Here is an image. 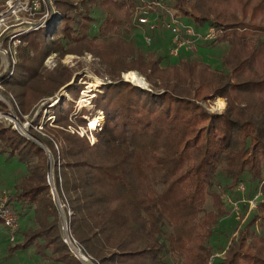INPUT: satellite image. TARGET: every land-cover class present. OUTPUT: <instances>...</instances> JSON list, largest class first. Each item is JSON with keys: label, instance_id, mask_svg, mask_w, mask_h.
I'll list each match as a JSON object with an SVG mask.
<instances>
[{"label": "trees", "instance_id": "16d2710c", "mask_svg": "<svg viewBox=\"0 0 264 264\" xmlns=\"http://www.w3.org/2000/svg\"><path fill=\"white\" fill-rule=\"evenodd\" d=\"M164 1L177 15L220 31L214 45L229 44L222 69L190 58L162 66L156 51L125 41L121 32L132 24L136 0H55L61 15L46 34L22 35L16 72L2 81V94L12 90L25 113L44 104L31 137L0 122V156L24 167L9 204L33 213L7 255L32 247L43 264H85L63 240L48 153L62 211L71 212L69 233L93 258L86 264H208L210 241L229 214L216 187L231 192L247 173L264 191V0ZM95 8L101 18L92 17ZM85 51L106 65L110 80L92 93L91 109L75 105L85 74L68 84L66 66H43L53 53L60 59ZM129 71L148 89L124 80ZM62 90L70 99L58 98ZM216 97L226 101L221 112L200 103ZM0 111L9 113L7 103L0 101ZM99 112L101 129L90 143L78 127ZM254 225L263 230L264 199L218 264H264V234Z\"/></svg>", "mask_w": 264, "mask_h": 264}, {"label": "rangeland", "instance_id": "374dc122", "mask_svg": "<svg viewBox=\"0 0 264 264\" xmlns=\"http://www.w3.org/2000/svg\"><path fill=\"white\" fill-rule=\"evenodd\" d=\"M135 6H136V12H140L143 10V8H139V10L137 9V7L141 6L138 3V0H136ZM170 8L172 9L171 6ZM1 9L2 7L0 6V10ZM135 13L133 15V21L131 22L132 24L129 25L128 27V32H126L125 29L122 30L121 32L122 37L124 38L125 41L133 42L135 46L139 47L142 51L146 53L156 51L158 55H161L163 57L162 66H166L170 62H174V61L177 62V60L179 62L180 60L184 58H188V59L190 58V59H196L206 64H209L215 70L222 69L223 67L222 57L223 55L227 53L229 49L228 42H222L216 45H206L204 43H200V45H198L195 50L182 49L178 57H169L167 55V49L170 43L169 32L164 27H160L154 32H149L147 28L137 24V20L135 19ZM153 13L154 11L151 12L150 17L153 16ZM163 16L165 17L166 14L163 13ZM92 17L101 18L102 13L97 8H95L92 11ZM182 21L185 23L192 24L193 26L196 27V29L199 32L204 31L207 27V25H203V26L196 25L188 17H182ZM46 32H47V29L41 28L36 31V34L42 36L46 34ZM148 35L152 37V41L150 44L146 43V36ZM58 62H60L63 66H66L71 72V75H70L71 80L68 84H72L74 80L76 79L77 75L82 76V74H85L86 78H85V81L83 82L85 83V89L80 93V97L78 100L75 101V105L77 106V108L84 106L87 109H91L92 106H91L90 100L93 97L92 93L96 91H100L102 86L105 83H110V80L106 76L107 75L106 65L103 64L99 58L94 57L91 53L85 51L83 52L82 55L68 53V54L63 55L60 59H58L56 54L53 53L44 60L43 66L45 67L46 70L51 71L55 68ZM95 69L103 75L102 78L98 77L94 73ZM130 73L137 74L138 77L141 78L140 85H144L143 87L147 86L145 80H143L142 76L136 71H129L127 73L125 72V73H122L121 76L123 77L124 80L126 81L128 80L131 82ZM78 83H80V81H78ZM3 85L4 84L0 85L1 93L2 91L5 90ZM61 96H64L70 99L69 95L64 90L60 92L58 98H60ZM5 98L12 105L13 113L16 116V119L14 121H17L19 126L21 127V129L19 130L16 129V130L25 136L31 137L30 134L28 133V128L33 126L34 123L32 122V119L34 118L38 108H40L44 104V101H39L40 103L39 105L37 102L34 103L31 109L28 110L27 113H25V112H22L21 108L18 106V103L13 95L12 90L7 91V96H5ZM200 103L206 109L210 111H215V112H221L222 110H224L226 106V101L223 97H216L213 101L203 100V101H200ZM52 104L53 103L49 104V106H51ZM7 106H8V110L10 111V107L8 103H7ZM217 106L219 110H216ZM47 113L48 111L43 112V115L45 114L46 119L53 117V116L48 117ZM93 118H98L96 123L97 125L99 123L101 125L102 120H103V116L101 115V112H99L98 115ZM93 118L87 119L86 128L81 127V126L78 127V130H79L78 133L80 135L83 134L84 136H86L88 140L90 141V143H93L96 141L95 133L101 129L100 126L97 127V125H95L94 128L90 127V120ZM0 122H5V121H0ZM6 125L7 126L11 125V123H6ZM19 126L18 128H20ZM42 128H43L42 123H40V125L38 126H35V129L39 132H42L43 130ZM40 145L42 144L40 143ZM48 159H49V156H48ZM23 170H24V167L20 165L17 161L13 159L8 160L4 156H0V191L6 190L8 194H10L14 182L17 181L24 174ZM51 176H52V159H51ZM47 180H48V175H47ZM52 182H53V179H52ZM53 185L54 184L52 183L51 193L53 190L57 196V193ZM241 185L244 186V190L240 188ZM216 188L219 191L222 199L225 201L226 207L229 210V214H227L225 217H223L219 221L218 226H217V233H215V235L212 237L210 241V245L212 246L214 250L213 256L209 260L211 264H218V262L224 255L225 248L227 247L230 239L232 237L237 236L238 230L242 228L251 219L254 213L257 212L260 202H262V200L264 199V191L262 190L261 186L255 182L251 183L249 180V175L247 173L243 175L242 181L239 182L238 185L235 187V189L231 192H227L225 189H221V187L219 186H217ZM256 194H258V197L256 199V203H257L256 208L253 210H249L247 201L248 199L252 198ZM229 200L231 202H235V201L238 202L237 203L238 209L235 210L233 208V204L230 203ZM58 204L60 206V208L59 207L58 208L60 209V213H61L60 215H61V228H62V233H63V240L64 239L68 240L69 243L67 242L66 243L71 251V254L74 257L78 258L73 253L71 246L76 248L78 245V247H80V249L82 250V253L83 254H86V253L83 252L81 245L73 237L76 240L77 245L76 243H74V241L71 238L72 235L69 233V229H68L69 227L65 220L66 219L65 216L67 215L68 217L70 211L65 210V213L62 211V208L64 205L63 203L60 202L59 198H58ZM12 209L14 210V212L16 213L18 217L19 227L20 226L28 227L33 224L32 209L27 208L25 210H21L20 206L18 207L12 206ZM253 229L257 233L264 234V227L262 230L257 225H254ZM16 232H14V235H15L14 241H11L10 232L4 229V227H2L0 223V264H43L44 261L41 260L39 256H37L34 253L32 247L25 249V250L16 251L11 256L7 255L8 246H12L16 242L21 240V235L16 234ZM92 259L93 258L91 257L89 261Z\"/></svg>", "mask_w": 264, "mask_h": 264}, {"label": "built area", "instance_id": "2783aa9c", "mask_svg": "<svg viewBox=\"0 0 264 264\" xmlns=\"http://www.w3.org/2000/svg\"><path fill=\"white\" fill-rule=\"evenodd\" d=\"M54 1L6 0L2 4L0 10V85L3 84L4 79H11L16 72L18 48L22 44V35L41 28H49L60 17L61 14ZM140 5L137 9L143 8V10L135 13L138 25L147 28L149 32H154L160 27H164L169 32L170 43L167 49L169 57H178L182 49L195 50L200 43L214 45L220 34V31L213 26H207L204 31L199 32L192 24L183 22L182 17L177 15L164 0H140ZM153 11V16L150 17ZM163 13L166 14L165 17ZM151 41L152 37L146 36V43L150 44ZM0 101L7 102L10 107L9 113L0 112V121L11 123L14 129H21L18 122L14 121L16 116L12 105L1 92ZM216 110H219L218 106ZM98 126L101 128L100 123ZM240 188L244 190L243 185ZM257 197L258 194L248 199L249 210L256 208ZM229 202L233 204L235 210L238 209V202L230 200ZM0 223L10 232V240L14 241V232L19 227V220L9 204V194L6 190L0 191ZM71 238L77 245L76 240ZM64 240L69 243L67 239ZM71 249L83 263L86 264L91 259L89 254L82 253L78 245L76 248L71 246Z\"/></svg>", "mask_w": 264, "mask_h": 264}, {"label": "bare ground", "instance_id": "6f19581e", "mask_svg": "<svg viewBox=\"0 0 264 264\" xmlns=\"http://www.w3.org/2000/svg\"><path fill=\"white\" fill-rule=\"evenodd\" d=\"M130 74H131V76H130V78H131V82L135 83L136 85H139V86L143 87L142 85H140V83H141V78L138 77V75L135 74V73H130ZM145 87H147V86H145ZM97 119H98V118H93V119L90 120V127H91V128H92V127L94 128V126L96 125Z\"/></svg>", "mask_w": 264, "mask_h": 264}, {"label": "water", "instance_id": "95a60500", "mask_svg": "<svg viewBox=\"0 0 264 264\" xmlns=\"http://www.w3.org/2000/svg\"><path fill=\"white\" fill-rule=\"evenodd\" d=\"M143 78V77H142ZM143 80H145L144 78H143ZM128 81V80H127ZM130 82V81H129ZM146 82V81H145ZM132 83V82H131ZM134 84V83H133ZM147 84V83H146ZM136 85V84H135ZM137 86H139V85H137ZM139 87H141V86H139ZM141 88H147L148 89V84H147V87H141ZM48 156H49V162H50V166H49V172H48V181H49V183L52 185V176H51V156H50V154L48 153ZM52 195H53V199L55 200V202L57 203V205H58V207L60 208V206H59V204H58V198H57V196H56V194L54 193V191L52 190Z\"/></svg>", "mask_w": 264, "mask_h": 264}]
</instances>
